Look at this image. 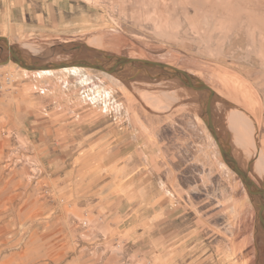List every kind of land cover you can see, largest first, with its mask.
<instances>
[{
    "label": "rangeland",
    "instance_id": "1",
    "mask_svg": "<svg viewBox=\"0 0 264 264\" xmlns=\"http://www.w3.org/2000/svg\"><path fill=\"white\" fill-rule=\"evenodd\" d=\"M74 1L83 26L16 42L39 54L84 42L198 76L218 94L214 120L231 133L234 155L264 182L263 115L226 96L251 85L216 60L231 2ZM0 74L14 81L0 97V264H263L262 230L244 186L225 174L199 99L187 88L174 94L177 80L123 85L89 67L42 72L14 63ZM236 122L251 134L249 153L237 147ZM258 148L261 158L250 164ZM209 189L244 209L215 217L203 202ZM154 207L164 211L157 223Z\"/></svg>",
    "mask_w": 264,
    "mask_h": 264
},
{
    "label": "crops",
    "instance_id": "2",
    "mask_svg": "<svg viewBox=\"0 0 264 264\" xmlns=\"http://www.w3.org/2000/svg\"><path fill=\"white\" fill-rule=\"evenodd\" d=\"M205 1L214 0H197V2ZM228 2L232 4L231 8L227 9L225 14V44L222 47V51L217 54L216 60L223 59L221 62L227 67H231L228 68L229 71L238 75L244 81L249 82L251 86H249L248 92L240 89V93L238 89L234 88L231 93L228 91L229 93L227 92L226 96L234 98L235 100H238V98L243 99L244 102L241 103L250 107L249 112L263 115L261 122L264 128V0H228ZM235 2L237 4H234ZM75 6L74 0H0V34L16 42L18 40L30 41V39H35L40 36L42 38L44 36L55 37L65 32H72L75 28L83 26L85 24L84 20H86L84 15L71 12ZM215 23L216 27L220 24L218 21ZM198 59L201 63L208 60L203 58ZM251 99H257V101L254 102ZM216 126L221 135L227 139L226 132L217 124ZM262 135V151L264 153V130ZM230 146L234 154L231 139ZM259 151L261 152V149L258 150V154L256 155L257 159L253 163H256L261 158ZM239 164L243 167L240 162ZM222 168L229 177L236 174L231 167H229L231 170L228 168L226 162L222 163ZM251 173L252 171L250 175ZM256 182L259 185L264 183L259 180H256ZM244 190L245 194H247V199L255 211L254 218L257 221L259 220L258 208L253 204L245 186ZM228 192H230V189ZM144 195L148 196L149 192H145ZM206 195L203 201L204 205H206L205 208L211 211L213 210L215 217L218 214V209H227L229 211L244 209L242 207L243 202L237 203L230 200L222 202L221 197L218 198L217 196L216 189H209ZM121 211L122 202L119 204L118 216H122ZM154 211L155 213H152L150 216L152 222L157 223L155 220L159 219L164 211L155 209V207ZM126 218L123 219L126 220ZM259 223L262 230L260 246L262 247V253L264 255V221L259 220ZM155 241L163 242V239L160 237L155 239ZM204 242L201 239V234L197 232V250L202 251L206 248V245H203Z\"/></svg>",
    "mask_w": 264,
    "mask_h": 264
},
{
    "label": "water",
    "instance_id": "3",
    "mask_svg": "<svg viewBox=\"0 0 264 264\" xmlns=\"http://www.w3.org/2000/svg\"><path fill=\"white\" fill-rule=\"evenodd\" d=\"M68 55L65 59H53L54 55ZM17 64L30 70H56L80 66L98 69L112 74L125 83L131 80L160 81L177 80L178 85L191 88L200 94L203 118L220 147L225 162L240 177L249 196L258 208V219L264 221V183L259 185L250 175L251 167L243 168L232 153L231 133L226 131L227 139L218 131L213 116V100L217 92L198 76L172 64L147 58L119 55L93 47L84 42L65 40L50 46L42 54L13 42L0 34V67ZM257 159V157H256ZM256 159L250 161L253 163Z\"/></svg>",
    "mask_w": 264,
    "mask_h": 264
},
{
    "label": "bare ground",
    "instance_id": "4",
    "mask_svg": "<svg viewBox=\"0 0 264 264\" xmlns=\"http://www.w3.org/2000/svg\"><path fill=\"white\" fill-rule=\"evenodd\" d=\"M23 47H27L28 48V45H22ZM32 50V49H31ZM33 51V50H32ZM34 53H36L35 51H33ZM3 67V66H2ZM78 68H85V67H80V66H74V67H68V68H63V69H61V70H67V69H78ZM90 69H92V70H98V69H94V68H90ZM40 71H42V72H51V71H56V70H40ZM99 71H101V70H99ZM101 72H104V71H101ZM105 73H107V72H105ZM107 74H109V73H107ZM110 75H112V74H110ZM113 77L111 78L114 82H116V81H121L122 82V84L124 85V83L125 82H123L122 80H120L118 77H116V76H114V75H112ZM138 85H140L141 84V82L138 80V81H135ZM144 82V81H143ZM157 82V81H156ZM166 82V81H165ZM130 82H127V84L128 85H130L129 84ZM126 84V83H125ZM171 84V83H170ZM174 85H176L175 86V90H174V94H179V92L181 91V90H184V89H188L190 92L188 93V96H191L193 99H195V100H197V98L198 99H200V96H199V93L197 92V91H195V90H193V89H191V88H188V87H184V86H180V85H178V84H174ZM178 86V87H177ZM147 87V86H146ZM178 88V89H177ZM163 89H165V87L163 88ZM186 89V90H187ZM142 91V90H141ZM150 91V90H149ZM143 92V91H142ZM147 92H148V90H147ZM151 93V92H150ZM154 93V92H153ZM169 94V93H168ZM169 96H170V94H169ZM169 96H167V97H169ZM199 96V97H198ZM171 98V97H170ZM193 99H191V100H193ZM235 113V115L234 116H236L240 121H241V115L237 112H234ZM232 128H233V130H234V132H235V134H236V136L238 137V148L241 150V151H244V152H246V153H249V152H247V148H246V142H249V140L251 139V134H248V132H247V130H246V128H244L243 126H242V122H236V123H234V124H232ZM250 133V132H249ZM243 143H245V144H243ZM255 143V142H254ZM259 146V145H258ZM252 149V148H251ZM254 149V148H253ZM258 150H260L259 148H258ZM236 155V154H235ZM259 157V156H258ZM259 164V163H258ZM256 166H258V165H256ZM259 170H260V168H259ZM262 171V170H261ZM258 172V171H257ZM260 174H262V173H260ZM260 226V225H259Z\"/></svg>",
    "mask_w": 264,
    "mask_h": 264
},
{
    "label": "built area",
    "instance_id": "5",
    "mask_svg": "<svg viewBox=\"0 0 264 264\" xmlns=\"http://www.w3.org/2000/svg\"><path fill=\"white\" fill-rule=\"evenodd\" d=\"M13 82L12 75L0 74V97L10 89Z\"/></svg>",
    "mask_w": 264,
    "mask_h": 264
}]
</instances>
